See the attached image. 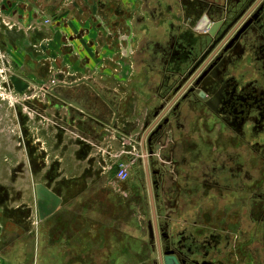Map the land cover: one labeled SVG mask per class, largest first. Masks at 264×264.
<instances>
[{
  "label": "crops",
  "instance_id": "1",
  "mask_svg": "<svg viewBox=\"0 0 264 264\" xmlns=\"http://www.w3.org/2000/svg\"><path fill=\"white\" fill-rule=\"evenodd\" d=\"M15 1H0V42L10 56L26 40L12 32L20 28L11 17ZM134 1L121 0L117 15L107 6L106 20L95 15L96 23L75 3L66 6L67 22L74 15L72 23L53 28L51 34L62 35L59 45L52 46L61 52L67 85L84 82L92 89L89 81L95 82L120 104L130 89L149 100L127 77L137 41L128 27V7ZM139 31L147 32L146 27ZM108 33L112 36L107 39ZM23 56V67L13 72L18 80L13 89L38 96L29 80L35 79L31 73L42 59ZM82 108L17 107L16 115L0 103L1 159L10 157L13 164L12 179L7 169L0 172V264H152L147 222H155V214L160 220L172 217L180 202L177 195L162 197L163 191L173 184L178 193L188 192L195 178L207 173L212 152L219 151L218 134L210 131L204 114L182 121L181 127L174 125L176 113L165 115L160 122L168 118L167 124L148 145L153 130L145 136L146 123H154L157 107ZM122 164L127 166L125 181L116 177ZM39 183L62 201L43 220L35 208Z\"/></svg>",
  "mask_w": 264,
  "mask_h": 264
},
{
  "label": "flooded vegetation",
  "instance_id": "2",
  "mask_svg": "<svg viewBox=\"0 0 264 264\" xmlns=\"http://www.w3.org/2000/svg\"><path fill=\"white\" fill-rule=\"evenodd\" d=\"M120 1H15L11 17L20 28L12 32L26 40L23 47L15 48L14 56L0 42V103L4 96L12 99L18 94L13 89L18 82L13 72L23 67V54L28 53L43 62L31 73L38 80H29L38 95L32 96L29 90L26 102L31 107H75L68 101L90 111L94 107H173L169 115L177 114L176 127L204 114L210 131L218 134L219 151L212 152L207 173L195 178L188 192L178 193L173 184L163 191L162 197L177 195L180 202L172 217L160 220L155 214L157 233L149 244L152 264H161L165 254L176 257L179 264H264V0H135L128 7V27L137 43L127 77L141 86L149 100L130 89L120 104L114 94L92 81V89L81 83L70 92L61 52L52 46L59 45L62 35L51 34L52 29L72 23L74 15L67 22V5L75 3L96 23L95 15L106 20L107 6L119 14ZM204 20L219 24L216 36L195 32ZM140 27L147 32L141 33ZM76 34L78 39L83 36L82 31ZM203 83L204 99L196 93ZM42 98L48 102H41ZM10 101L6 107L17 115V107L22 106ZM1 156L0 147V172L7 169L12 179V160ZM46 178L52 181L51 176ZM149 224L153 221L147 222V228Z\"/></svg>",
  "mask_w": 264,
  "mask_h": 264
},
{
  "label": "water",
  "instance_id": "3",
  "mask_svg": "<svg viewBox=\"0 0 264 264\" xmlns=\"http://www.w3.org/2000/svg\"><path fill=\"white\" fill-rule=\"evenodd\" d=\"M206 23H207V21L204 20V23H201L197 27H195V32L199 36H204V35H208L210 37L216 36L219 24L210 25V24H206ZM232 24L233 23H230V26L227 27L225 32H227L229 30V28L232 26ZM214 45H215V43H214ZM214 45H212L209 48V50L207 52H205V54L201 57L199 62L196 64L194 70H196V68H198V65H200V63L206 58V56L208 55L210 50H212L214 48ZM197 80H199V78ZM80 83H84V82H80ZM79 84L72 83V84L66 85V87L67 88H75ZM205 88H206L205 83H203L201 85V89L199 88V90L196 91V93H198V96L202 99L205 98V92H206ZM51 93L55 94V91L51 90ZM68 103H70L71 105H73L77 108H80V109L82 108L77 103H73L71 101H68ZM82 110L84 112L88 113L85 109L82 108ZM170 112H171V107H157L154 109L152 117L155 118L156 120L154 121L153 124H150L149 121H147V123H146V127L148 128V131L146 132L145 136H147L148 133L153 130L152 133H150V135L147 136L148 137V139H147L148 145H151L152 140L159 135V131H161L162 127H164V125L167 124L168 118L164 119V121L161 125L159 123H160V120L165 115L169 114ZM148 153L151 154V151ZM154 175H156V174H154ZM140 176H141L142 180L144 181L145 180L144 179L145 178V172L142 169L140 170ZM152 186L154 188H157V182L155 180L152 181ZM35 200H36V207L35 208H36V213H37L39 220H43L46 217L53 214L58 209V207L61 205V202H62L60 197L57 194H55L48 187H46L40 183L36 184V186H35ZM147 229H148L149 244H153L154 238H155L154 234L157 233V228H156L155 222L153 221V224H149ZM162 237H165V234H162ZM158 250H160V244L159 243H158ZM160 262H161V264H179L176 257L171 256V255H167V254H165L163 259L162 258L160 259Z\"/></svg>",
  "mask_w": 264,
  "mask_h": 264
},
{
  "label": "rangeland",
  "instance_id": "4",
  "mask_svg": "<svg viewBox=\"0 0 264 264\" xmlns=\"http://www.w3.org/2000/svg\"><path fill=\"white\" fill-rule=\"evenodd\" d=\"M2 1V0H0ZM10 21V20H9ZM11 22V21H10ZM135 44L137 43L134 42ZM135 47V46H134ZM1 91H4V88L1 89ZM27 97L28 95H23L22 92L18 93V94H15L13 96V101L17 102L18 101V104H20L22 107H31V104H29L30 102H26L27 101ZM4 98L6 99L4 102H1V104L3 105V107H8L10 104H11V101L12 99H10V95H8L7 97L4 96ZM41 100V99H40Z\"/></svg>",
  "mask_w": 264,
  "mask_h": 264
},
{
  "label": "built area",
  "instance_id": "5",
  "mask_svg": "<svg viewBox=\"0 0 264 264\" xmlns=\"http://www.w3.org/2000/svg\"><path fill=\"white\" fill-rule=\"evenodd\" d=\"M117 179L119 181H125L128 178L127 166L126 165H119L118 172H117Z\"/></svg>",
  "mask_w": 264,
  "mask_h": 264
}]
</instances>
